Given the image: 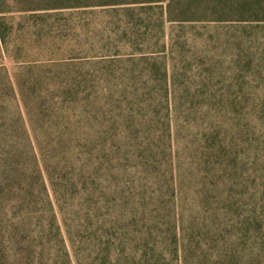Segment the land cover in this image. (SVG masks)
Segmentation results:
<instances>
[{"label":"rangeland","instance_id":"obj_1","mask_svg":"<svg viewBox=\"0 0 264 264\" xmlns=\"http://www.w3.org/2000/svg\"><path fill=\"white\" fill-rule=\"evenodd\" d=\"M6 1L0 184L37 160L47 201L16 190L5 223L33 216L56 264H264V0L162 24L138 0Z\"/></svg>","mask_w":264,"mask_h":264},{"label":"trees","instance_id":"obj_2","mask_svg":"<svg viewBox=\"0 0 264 264\" xmlns=\"http://www.w3.org/2000/svg\"><path fill=\"white\" fill-rule=\"evenodd\" d=\"M134 3L140 4L139 6H141L142 9L154 14L156 20L160 24L166 21H172L174 19L187 20L211 15L217 16V14L226 13L225 10L217 9V3L214 0H185L186 4L191 5L181 9L175 8L174 0H138ZM6 4V0H0V34L2 37L0 39V45H2V39L4 40L6 33L4 25L5 23L3 20V17L8 13L7 9L5 8ZM136 6H127V9H133ZM148 18L144 19L147 20ZM29 169L31 170V173H28L26 169H19L16 165L12 164L7 173L11 174L13 185L10 184L9 187H7L3 183L0 184V260L3 264H35L37 259L40 260L41 264H56L50 263L52 258L46 253V250L43 252L41 251L40 254L38 253L36 245L39 244L41 239L38 235L36 237L33 236L34 229H32L31 225L33 223V216H20L15 212V219L10 220V224H7V222L5 223L7 220H5L4 216L2 215L3 206L11 196L14 197L17 191L19 193L20 190L23 192V194H19L20 200L17 201L18 204H21L22 207L26 208L27 210H29V208L31 209L29 212H27L28 215L33 213L36 205L38 204V201H36L34 198V191L37 189L36 185H38V189H42L44 198L46 199L43 184H41L39 181L41 180L42 175L37 160H35V162L29 166ZM9 176L4 177V179H7ZM19 176L20 179L23 178L22 182H25V186L23 187H20L18 184ZM2 180L3 178H0V182ZM31 183H33V185L30 186L32 187V190L28 188L29 184L31 185ZM17 196L18 195H15V197ZM39 220L40 219H38V221ZM22 237H24L25 241L28 243L26 247H21L19 245L18 238L21 239ZM66 261L67 264H72L69 255Z\"/></svg>","mask_w":264,"mask_h":264}]
</instances>
